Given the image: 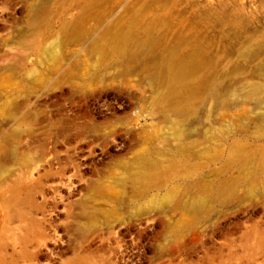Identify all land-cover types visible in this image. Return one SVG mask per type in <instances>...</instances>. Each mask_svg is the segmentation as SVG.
Returning <instances> with one entry per match:
<instances>
[{
	"label": "rangeland",
	"instance_id": "1",
	"mask_svg": "<svg viewBox=\"0 0 264 264\" xmlns=\"http://www.w3.org/2000/svg\"><path fill=\"white\" fill-rule=\"evenodd\" d=\"M0 264H264V0H0Z\"/></svg>",
	"mask_w": 264,
	"mask_h": 264
},
{
	"label": "bare ground",
	"instance_id": "2",
	"mask_svg": "<svg viewBox=\"0 0 264 264\" xmlns=\"http://www.w3.org/2000/svg\"><path fill=\"white\" fill-rule=\"evenodd\" d=\"M147 54L148 55L150 54V49L147 51ZM184 71H185L184 69H178V70L174 71L173 73L175 76L180 77L184 73ZM194 207H199V206L195 205Z\"/></svg>",
	"mask_w": 264,
	"mask_h": 264
}]
</instances>
